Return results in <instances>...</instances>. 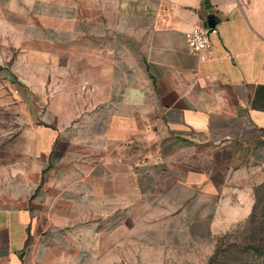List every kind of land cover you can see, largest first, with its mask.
I'll return each mask as SVG.
<instances>
[{
  "label": "crops",
  "instance_id": "0c3cea01",
  "mask_svg": "<svg viewBox=\"0 0 264 264\" xmlns=\"http://www.w3.org/2000/svg\"><path fill=\"white\" fill-rule=\"evenodd\" d=\"M0 65L28 140L0 168V264H188L250 213L264 0H0Z\"/></svg>",
  "mask_w": 264,
  "mask_h": 264
},
{
  "label": "rangeland",
  "instance_id": "374dc122",
  "mask_svg": "<svg viewBox=\"0 0 264 264\" xmlns=\"http://www.w3.org/2000/svg\"><path fill=\"white\" fill-rule=\"evenodd\" d=\"M6 73L0 69V168L7 166L11 173L16 163L27 153L28 140L16 139L15 131H12L15 124L12 121L16 120L15 113H5L18 108L17 95L20 94L16 81L10 79ZM5 122H9V126H5ZM263 186L264 179L254 186L253 206ZM250 213L218 232L210 245L201 247L200 259L188 264H208L212 258V264H264V246L257 254L248 247L249 242L260 238L264 241V233L253 232L254 229L250 227Z\"/></svg>",
  "mask_w": 264,
  "mask_h": 264
},
{
  "label": "built area",
  "instance_id": "2783aa9c",
  "mask_svg": "<svg viewBox=\"0 0 264 264\" xmlns=\"http://www.w3.org/2000/svg\"><path fill=\"white\" fill-rule=\"evenodd\" d=\"M210 27L197 24L185 34V41L188 50L191 53L197 54L201 60L207 58V54L211 48V32ZM210 75H207L209 77Z\"/></svg>",
  "mask_w": 264,
  "mask_h": 264
},
{
  "label": "trees",
  "instance_id": "16d2710c",
  "mask_svg": "<svg viewBox=\"0 0 264 264\" xmlns=\"http://www.w3.org/2000/svg\"><path fill=\"white\" fill-rule=\"evenodd\" d=\"M2 66L0 65V69ZM250 227H252L253 232L259 231L260 233H264V186L261 188V192L256 197V202L252 208L250 213ZM248 247L253 251L254 254L260 252V249L264 246V241L262 238L249 242ZM214 258L210 260L212 264Z\"/></svg>",
  "mask_w": 264,
  "mask_h": 264
},
{
  "label": "water",
  "instance_id": "95a60500",
  "mask_svg": "<svg viewBox=\"0 0 264 264\" xmlns=\"http://www.w3.org/2000/svg\"><path fill=\"white\" fill-rule=\"evenodd\" d=\"M209 25H210V31H212L213 28H214V23L213 22H209Z\"/></svg>",
  "mask_w": 264,
  "mask_h": 264
}]
</instances>
